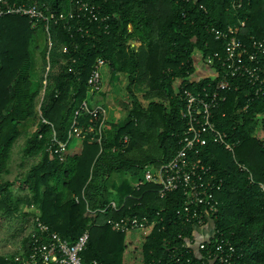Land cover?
I'll use <instances>...</instances> for the list:
<instances>
[{"label":"trees","instance_id":"1","mask_svg":"<svg viewBox=\"0 0 264 264\" xmlns=\"http://www.w3.org/2000/svg\"><path fill=\"white\" fill-rule=\"evenodd\" d=\"M28 2L58 12L70 9L69 0ZM88 2L96 8L98 20L79 18L67 29L51 24L49 52L43 23L31 27L24 17H0V215L29 219L28 209L34 206L39 220L70 242L88 230L84 262L216 264L194 253L178 263L169 257L182 241L177 235L191 232L176 215L185 197L178 190L159 198L157 186L144 184L136 190L134 182L143 168L168 162L179 148L185 128L182 90L195 93L211 83L208 78L189 80L196 51L203 56L223 53V45L207 33L208 26L231 27L244 42L250 37L264 41V0ZM131 41L139 43L137 49ZM97 59L114 77L126 76V116L119 122H104L101 111L90 113L95 107L103 109L94 105L107 97L89 92L87 79ZM230 83L213 120L234 144L233 151L209 139L201 154L222 182L211 192L217 203L214 227L216 236L227 238L236 249L235 264H264V99L249 95L244 81ZM74 116L80 143L68 146L59 160L46 150L52 129L60 140H67ZM22 136V157L38 160L19 178L13 193L11 182L1 178ZM128 196L118 212L99 211L109 201L120 203ZM122 216L147 217L157 225L151 231L133 232L126 240L106 224V219ZM27 241L23 235L20 246Z\"/></svg>","mask_w":264,"mask_h":264},{"label":"built area","instance_id":"2","mask_svg":"<svg viewBox=\"0 0 264 264\" xmlns=\"http://www.w3.org/2000/svg\"><path fill=\"white\" fill-rule=\"evenodd\" d=\"M20 1L14 4L7 3L8 0H0V17L5 15L24 17L31 27L43 23L48 52L52 48L49 31L51 24L62 25L67 29L71 21L79 18L89 21L98 20L97 10L88 0H69L70 9L67 12L53 11L36 2L29 3L28 0ZM199 7L204 9L201 5ZM240 27H243V23ZM80 30L81 28L77 31ZM207 33L223 45V53L212 52L203 56L201 52L196 51L195 70L200 64L204 73L199 77L190 75L189 80L196 82L201 78H208L213 85L208 83L207 86L195 93L187 89L182 90L185 108L181 117L185 122V128L180 136L179 148L168 162L157 167L146 166L143 168L140 179L134 182V187L138 190L144 184H152L157 186L156 193L159 198H164L168 193L178 190L185 197L184 202L177 209L176 215L184 227H191V232L189 235L183 233L177 235L178 240L182 239V241L169 256L176 263L180 261L181 257L194 253L202 261L235 264L236 249L227 238L216 236L217 232L213 221L217 203L212 199L211 192L219 190L222 182L214 174V170L202 160L201 154L209 139L213 143L221 144L226 150L233 151L234 144L226 140V134L215 127L213 120V111L217 110L220 103L225 100L223 93L232 87L230 80L244 81L250 86L249 95L264 99V41L250 37L244 42L237 36L236 30L231 27L219 29L210 25L207 28ZM63 52L65 53L66 50L63 49ZM46 59L48 61L47 56ZM104 64L102 59H97L87 79L90 93L101 90L100 68ZM48 71L49 62H47L43 74L44 87ZM234 89H237V85L234 86ZM81 107L86 110L85 102H82ZM98 111L102 112L104 119L105 112L100 107H95L90 113L95 116ZM78 114L79 111H75V116ZM75 116L67 140H60L52 129L46 150L48 153L56 155L60 160L67 152L69 144L80 139V129L77 127ZM43 122L47 123L44 120ZM101 125L102 122L99 128ZM240 169L247 171L244 167ZM128 198L130 196L124 198L120 203L111 200L99 211L107 209L118 212L125 207ZM75 201H78L77 198ZM35 211L34 206L28 209L31 215L28 219L31 226L25 234L28 241L19 247L17 253L10 257L4 256L3 264H104L97 260L84 262L82 259V253L88 243V230L81 233L74 242H70L51 232L48 226L35 215ZM106 224L116 232L127 236L136 231H151L153 227H156L157 222L155 220L149 222L147 217L122 216L110 217L106 219ZM185 262L188 263L189 259L186 258ZM145 264H162V262L161 260H150Z\"/></svg>","mask_w":264,"mask_h":264},{"label":"rangeland","instance_id":"3","mask_svg":"<svg viewBox=\"0 0 264 264\" xmlns=\"http://www.w3.org/2000/svg\"><path fill=\"white\" fill-rule=\"evenodd\" d=\"M57 69L58 68L56 67L54 71L56 72ZM107 69L108 68L106 67V65L100 68V73L103 76V80H106V77L108 76ZM124 84H125L124 81L121 82V84H118L117 92L120 93V95L119 96L115 95V97L117 98L116 105L114 107H110L109 111L107 108L108 105L107 102L105 100L103 101L105 108H107L106 110L107 118L111 121L120 120L122 116L125 115L122 104L120 103L121 98L124 95V94L122 95ZM96 105H103V103L102 101L99 100V103H96L94 106ZM24 141L25 138L20 137L15 143L12 150L11 160L8 166V173L3 175V178H1V180H7L11 182L10 191L13 193H16L18 191L19 182H20L19 178L28 170V168L33 162H36L38 160L37 157H33V158L22 157ZM77 144H79L78 141L74 142L73 145H77ZM120 179H123V177H121ZM115 183H119V181L115 179ZM30 226L31 224L28 218L17 217V216L6 218L0 215V256L13 255L17 253L20 247L19 243L22 239V236L28 232ZM128 238L129 239L131 238L130 235L126 236V239Z\"/></svg>","mask_w":264,"mask_h":264},{"label":"crops","instance_id":"4","mask_svg":"<svg viewBox=\"0 0 264 264\" xmlns=\"http://www.w3.org/2000/svg\"><path fill=\"white\" fill-rule=\"evenodd\" d=\"M129 29L131 30V27L129 26ZM130 46L134 49H137L138 46H139V43L136 42V41H131L130 42ZM108 68V66H106ZM197 70H195V72L192 74L194 77H199L202 73H204V69L203 67L198 64L197 67H196ZM107 73H108V76L106 77V80H103V76H102V87H101V90H100V94H104V95H107L105 101L107 102V108H108V111H109V108L110 107H114L116 105V101H117V98L115 97L116 96H119L120 93L117 92V88H118V84H121V82L124 81V89H123V97L121 98V104H122V107H123V111L125 113L124 116H122V118L120 120H112L113 122H119L121 120H123L126 116V108H125V103H126V99H127V94H126V85H127V82H126V76L124 75H117L116 77H114V75L112 74V72H110V69L108 68L107 69ZM118 78V79H117ZM125 78V79H124ZM179 83V82H178ZM104 112H105V115H104V122L106 121H111L107 118V108H105V105H104V102H103V105H101ZM23 137V136H22ZM79 142L80 143V139L78 140H75V141H72L69 146H72L74 144V142ZM17 142V141H16ZM15 142V143H16ZM15 145V144H14ZM13 145V147H14ZM24 145V144H23ZM69 150V149H68ZM60 160V159H59ZM126 240H129L126 239Z\"/></svg>","mask_w":264,"mask_h":264}]
</instances>
